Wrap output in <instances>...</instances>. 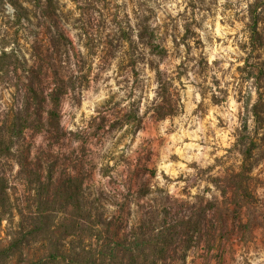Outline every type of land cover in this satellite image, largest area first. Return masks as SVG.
<instances>
[{"label":"rangeland","instance_id":"rangeland-1","mask_svg":"<svg viewBox=\"0 0 264 264\" xmlns=\"http://www.w3.org/2000/svg\"><path fill=\"white\" fill-rule=\"evenodd\" d=\"M253 1L53 0L49 20L35 13V0H0V54L4 48L17 60L0 69V125L27 98L46 125L38 128L31 114L34 129L23 131L12 158L3 162L14 210L0 223V247L16 228L19 210L25 213L26 177L18 164L23 155L38 161L52 182L77 177L104 191L100 205L118 220L120 233L148 208L187 207L196 197L222 205L216 183L240 170L235 141L242 119L264 147V123L257 125L246 111L259 97L264 103V50L258 58L250 46ZM11 2L28 7L29 18L17 24ZM257 11L264 43V5ZM144 24L153 30L151 46L138 38ZM156 71L181 105L164 119L152 110L161 99ZM51 113L57 126L49 124ZM252 176L264 223V158ZM140 187L146 189L142 196L136 195ZM226 204V226L212 233L228 239L218 247H192L186 264H264V224L240 243L232 216L244 222V209L235 210L229 198Z\"/></svg>","mask_w":264,"mask_h":264},{"label":"trees","instance_id":"trees-1","mask_svg":"<svg viewBox=\"0 0 264 264\" xmlns=\"http://www.w3.org/2000/svg\"><path fill=\"white\" fill-rule=\"evenodd\" d=\"M35 1V13L52 20L56 8L53 0ZM11 5L15 9L17 24L29 18L31 10L28 7L17 2H11ZM263 5L264 0H254L248 5L250 46L258 58L261 57V50H264V43L258 30L257 10ZM152 37L153 30L146 24L142 25L138 38L146 40L151 46ZM16 61L13 52H6L2 48L0 69L7 70ZM8 72L3 71L5 75ZM156 78L159 84L156 93L161 99L154 103L153 113L158 119L178 114L181 105L178 99H173L170 89L163 83L166 77L161 71H156ZM32 93L29 85V94ZM260 98L246 107L247 114L257 125L264 123V103ZM31 104L27 98L22 109L0 125V223L14 210L8 193V181L2 170L3 162L12 158V149L22 139L23 131L34 129L31 114L39 120L38 128L46 126L41 123V110L31 108ZM241 122L242 128L235 141L241 156L240 170L225 181L216 183L225 198L222 205L217 199L196 197L187 207L179 204V210L172 203L160 211L148 208L137 217L127 233H120L118 220L105 216L100 205L104 191L85 185L77 177H63L52 182L49 173L42 176L43 166L38 161L23 155L18 164L26 177L28 193L25 213L19 210L16 228L9 233L8 242L0 247V264H11L14 258L18 259V264L25 261L27 264H186L188 251L192 247L200 244L208 248L212 245L218 247L228 239L227 233H212V230L226 226L228 198L235 210L240 212L244 209V222L237 223V214L232 219L234 228L242 232L237 233L239 242L246 244L251 238L250 229L264 224L259 217L261 214L252 185V172L260 158H264V147L257 142L258 133L250 129L248 121L242 119ZM49 124L57 126L52 113ZM145 190L140 187L136 195L142 196ZM227 190L232 192L230 197H226ZM210 210H216L214 218L209 217ZM35 244H39L40 251L32 254L30 248Z\"/></svg>","mask_w":264,"mask_h":264}]
</instances>
